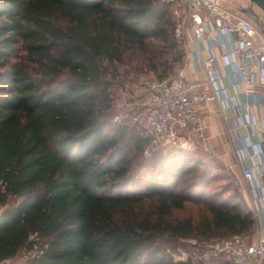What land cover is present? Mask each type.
Instances as JSON below:
<instances>
[{
	"label": "trees",
	"instance_id": "1",
	"mask_svg": "<svg viewBox=\"0 0 264 264\" xmlns=\"http://www.w3.org/2000/svg\"><path fill=\"white\" fill-rule=\"evenodd\" d=\"M175 8L0 0V262L27 250L26 264H190L167 246L252 234L253 215L215 156H146L136 123L113 120V85L183 65Z\"/></svg>",
	"mask_w": 264,
	"mask_h": 264
},
{
	"label": "built area",
	"instance_id": "2",
	"mask_svg": "<svg viewBox=\"0 0 264 264\" xmlns=\"http://www.w3.org/2000/svg\"><path fill=\"white\" fill-rule=\"evenodd\" d=\"M181 4L184 13L176 18V34L182 38L184 28L190 29L197 40L208 38L210 54L204 60L207 81L212 88L201 90L199 83L189 82L178 74L170 77L158 75L139 80L136 85L137 97L124 96L117 101L113 120L136 123L148 138L146 156L155 150L166 151L169 147L184 150L193 149L195 138L203 133L204 110L210 102L228 96L219 84L222 74L218 71L217 60L222 54L229 57V74L236 83H260L264 89V39L257 45V25L224 5L222 0H168ZM224 37V40L218 37ZM263 38V36H262ZM216 45L226 49L216 50ZM250 91V90H249ZM253 103L238 108L237 120L232 130L245 129L242 142V175L235 179L238 192L248 191L251 198L250 211L255 220L254 235H233L217 239L204 245H189L171 248L170 256L175 262L207 264L211 259L225 255L230 264H264V137L257 128L258 116L251 108ZM264 130V129H263Z\"/></svg>",
	"mask_w": 264,
	"mask_h": 264
},
{
	"label": "crops",
	"instance_id": "3",
	"mask_svg": "<svg viewBox=\"0 0 264 264\" xmlns=\"http://www.w3.org/2000/svg\"><path fill=\"white\" fill-rule=\"evenodd\" d=\"M233 10L236 11L235 8H233ZM239 10L240 13L246 14L243 11V8H239ZM247 17L253 21L252 17ZM257 27L259 33L255 38V42L257 45H262L264 28L261 26L259 27L258 25ZM181 39L184 43L186 56L183 65L177 68L175 75L181 74L189 82L199 83V88L201 90L211 89L212 86L207 81L204 60L210 54V45L212 42L208 38H203L200 41L197 40L194 37L193 32L188 28H184ZM218 39L224 40V37L219 36ZM219 48L220 47L216 45L215 49L217 51L221 49V51L225 53L226 49H224V47ZM216 65L218 71L222 74V79L219 84L225 90V93L228 96V101L235 103V106L227 104V101H225L223 97H219L210 102L209 108L204 110L205 119L203 122V133L201 136L195 138L194 148L200 149L203 153H207V155L215 156L231 173V180H233L236 188L235 179H240L242 175L241 149L243 145L239 137H243L245 135L244 133L247 131L243 128H239V130L235 132L232 130V124L237 120V109L244 107L246 104L253 103L254 105H251L250 107L247 105V108H251V110H253L258 116L257 128L261 131L262 137H264V89L261 87L260 83H236L228 72L230 65L229 57L227 55H220ZM261 182L264 186V177L261 179ZM240 194L250 209V194L248 191ZM255 230L256 226L252 232L253 235ZM252 234L250 235L252 236ZM10 260L11 259H6L1 261L0 264H8Z\"/></svg>",
	"mask_w": 264,
	"mask_h": 264
},
{
	"label": "rangeland",
	"instance_id": "4",
	"mask_svg": "<svg viewBox=\"0 0 264 264\" xmlns=\"http://www.w3.org/2000/svg\"><path fill=\"white\" fill-rule=\"evenodd\" d=\"M222 1L224 2V5L226 7L232 8V9L235 8L237 13H240L239 8H246L250 11H253L255 16L258 18V20H257L256 17H253L254 23H256L259 27L261 26L262 28H264V11L259 6H257L256 4H252L251 0H222ZM174 3L176 4V8H175V19H176L177 16L184 13V7L177 2H174ZM240 14H242L243 16H246V17L248 16V15L243 14V13H240ZM262 28H261V30H262ZM178 37H179V35H178ZM176 71H177V68L170 73V76H174ZM152 75H158V74L156 72H154L153 70H146V71H141L138 73L135 72L133 74L130 73V75L128 76L129 79L125 80V86L124 87L122 86L123 84L122 85L121 84L113 85L112 89H113V94L115 96V99L113 101V109H115L117 101L119 99H122L124 96H126L129 99L137 97L138 94H136L135 88H136L138 81L146 79ZM170 76H168V77H170ZM195 240L196 239L191 238L189 240H184V243H186V244L192 243ZM171 241L172 240L164 241L165 242L164 244L166 245V244H168V242H171ZM171 246L172 245H168L167 248L171 249L172 248ZM184 247H187V246H184ZM169 249H168V252H170ZM29 256H32V253L28 252L27 250H24L17 257L11 259L8 262V264H26Z\"/></svg>",
	"mask_w": 264,
	"mask_h": 264
},
{
	"label": "water",
	"instance_id": "5",
	"mask_svg": "<svg viewBox=\"0 0 264 264\" xmlns=\"http://www.w3.org/2000/svg\"><path fill=\"white\" fill-rule=\"evenodd\" d=\"M251 2L252 4H256L257 6H259L264 11V0H251ZM243 11L250 17H256L253 11H250L246 8H243ZM256 19L258 20L257 17ZM202 263L205 264L204 262Z\"/></svg>",
	"mask_w": 264,
	"mask_h": 264
},
{
	"label": "flooded vegetation",
	"instance_id": "6",
	"mask_svg": "<svg viewBox=\"0 0 264 264\" xmlns=\"http://www.w3.org/2000/svg\"><path fill=\"white\" fill-rule=\"evenodd\" d=\"M253 18V17H252Z\"/></svg>",
	"mask_w": 264,
	"mask_h": 264
}]
</instances>
